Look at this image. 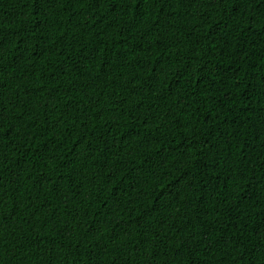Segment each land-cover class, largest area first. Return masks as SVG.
I'll list each match as a JSON object with an SVG mask.
<instances>
[{
	"label": "trees",
	"instance_id": "trees-1",
	"mask_svg": "<svg viewBox=\"0 0 264 264\" xmlns=\"http://www.w3.org/2000/svg\"><path fill=\"white\" fill-rule=\"evenodd\" d=\"M0 264H264V0H0Z\"/></svg>",
	"mask_w": 264,
	"mask_h": 264
}]
</instances>
